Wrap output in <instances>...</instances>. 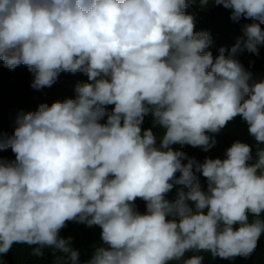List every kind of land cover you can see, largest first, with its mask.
I'll return each mask as SVG.
<instances>
[{"label":"clouds","instance_id":"clouds-1","mask_svg":"<svg viewBox=\"0 0 264 264\" xmlns=\"http://www.w3.org/2000/svg\"><path fill=\"white\" fill-rule=\"evenodd\" d=\"M207 4L208 0H200ZM259 23L245 26L243 47L264 45V0H214ZM189 0H0V61L23 64L31 87H50L61 72H83L75 99L41 104L0 133V255L13 244L36 246L79 264L69 221L97 225L102 244L86 264H169L187 252L249 257L264 234V147L234 142L225 159L199 163L172 145L212 148L240 116L264 145V80L253 81L225 48L206 51ZM241 47L238 40L234 54ZM114 105L109 112L106 106ZM151 113L165 129L159 146ZM105 123H100L104 118ZM187 160L186 164L182 163ZM195 169V171H194ZM179 172V178L175 174ZM195 172L207 179L202 188ZM182 185L174 200L167 194ZM185 189H187L185 191ZM137 198L146 211L136 209ZM202 255L183 264H203Z\"/></svg>","mask_w":264,"mask_h":264},{"label":"trees","instance_id":"trees-1","mask_svg":"<svg viewBox=\"0 0 264 264\" xmlns=\"http://www.w3.org/2000/svg\"><path fill=\"white\" fill-rule=\"evenodd\" d=\"M186 14L194 17L195 31H206L209 33L212 43L206 51H211L213 57L218 56L219 49L225 48V55H231L236 59L245 70L252 74L253 81L264 80V45L258 46V55L247 51L243 47V41L247 39L245 35V26L252 23H259L251 18L241 17L238 21H233L232 9L224 8L222 5H216L214 0H208L207 4H201L200 0H189V6L185 9ZM264 30V24H261ZM241 41V47L232 54L231 49L237 41ZM33 73L28 67L21 64L15 69H9L0 61V133L12 135L17 126V118L28 112H35L41 104H47L49 107L57 101L63 102L67 99H75V92L78 83L89 82L83 72L70 73L61 72L56 81L50 87L34 89L31 87ZM107 111H111L114 105L106 106ZM106 117L100 123L106 122ZM248 124L240 117H235L219 133H208L213 136L216 143L208 151L201 147H192L190 145L175 144L171 147L173 150L183 151L189 158H194L199 163H203L205 158L225 159L226 151L231 145L240 141L251 146L254 163L258 148L264 145H258L255 138L248 131ZM152 129L156 136L157 146L165 134L158 124H154V118L149 113L144 117L142 129ZM0 157L14 160L15 155L11 149L0 151ZM188 161L183 160L186 164ZM195 171V169H194ZM181 173L177 172L175 176L179 178ZM202 188L206 190L207 179L199 172H195ZM182 185H174L173 189L167 194L169 200H174L177 196V190ZM187 189H185L186 191ZM136 209L140 213L146 211V202L140 198L135 201ZM255 219L264 220V212L259 217L249 214V221ZM102 229L97 226H88L86 223L69 221L60 231L62 238H71L70 247L79 252V264H86L91 258L96 247L102 244ZM26 244H13L7 254L0 255V264H70L67 256L54 249L44 248L42 256L33 255V248ZM192 255H202L203 264H264V234L258 242L256 250L247 258L236 257L234 259H221L213 257L208 252H187L180 261H170L169 264H183V259H188Z\"/></svg>","mask_w":264,"mask_h":264}]
</instances>
